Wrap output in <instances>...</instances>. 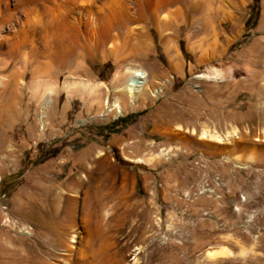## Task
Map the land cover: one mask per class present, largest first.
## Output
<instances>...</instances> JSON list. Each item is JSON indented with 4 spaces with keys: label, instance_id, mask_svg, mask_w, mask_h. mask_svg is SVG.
Returning a JSON list of instances; mask_svg holds the SVG:
<instances>
[{
    "label": "rangeland",
    "instance_id": "374dc122",
    "mask_svg": "<svg viewBox=\"0 0 264 264\" xmlns=\"http://www.w3.org/2000/svg\"><path fill=\"white\" fill-rule=\"evenodd\" d=\"M186 4L130 25L133 36L116 41L112 56L89 60L79 50L60 66L30 62L15 87L0 89V245L20 255L13 264L58 253L53 231L71 195L63 187L86 173L83 158L91 167L107 158L123 187L102 221L107 264H264V0ZM18 62L0 69L1 82ZM127 68L158 88L152 97L116 91ZM205 72L217 75L198 78ZM233 128L222 143L199 138ZM221 248L231 255L205 256Z\"/></svg>",
    "mask_w": 264,
    "mask_h": 264
},
{
    "label": "bare ground",
    "instance_id": "6f19581e",
    "mask_svg": "<svg viewBox=\"0 0 264 264\" xmlns=\"http://www.w3.org/2000/svg\"><path fill=\"white\" fill-rule=\"evenodd\" d=\"M186 3L187 0H0V30L13 25L17 26L14 33L6 39L0 37V69L4 70L7 65L19 61L18 69L1 76L5 80L4 82L0 81V89L3 91L10 85L12 88L15 87L17 78L20 73H25L30 62L35 63L38 68L43 65L45 67L60 66L71 60L79 50L89 60H93L99 55L100 57L112 56L117 53L116 41L122 38L124 44L129 42L130 36L133 34L130 25L147 18L156 21L159 13L176 4L184 7L187 5ZM188 7L187 5L186 8ZM218 9L220 12L223 11L220 7ZM181 11V8H176L178 15L181 14ZM17 13L22 14L23 18H15ZM160 24L164 29L171 26L164 20H160ZM106 45H111L112 50H105ZM127 73L129 76L124 85L116 91L126 95L128 100H142L147 93L152 97L153 93L158 90L146 83L145 75L141 70L127 68ZM216 75V72H205L198 78L214 79ZM39 82V80L35 81L37 87ZM67 85L70 86L73 83L67 82ZM81 85L88 86L85 83H81ZM113 105L117 110L119 109L118 105L115 103ZM236 133L235 128L223 135H218L215 132L210 133L203 129L199 138L222 143L230 137L237 136ZM7 152V154L11 153V149ZM4 154L1 152L0 158L4 157ZM157 156L165 160L168 158V153L160 152ZM84 159L78 161V164L80 170L86 171V173L71 175L63 187L71 195L66 198L61 210L62 217L57 222L56 230L53 231L56 246L60 249L57 250L58 253L51 254L47 258L48 261L44 260L43 262L36 259L37 257L34 258L36 260L33 264L109 263L106 254V238L103 237V227H107L108 223L102 221L109 214V200L115 196L119 198L123 187L114 184L117 169L110 164L107 158L98 159L95 167L88 166ZM224 159L231 160L227 157ZM127 160L136 164L148 163V160L143 158ZM236 164L241 165V163ZM81 188L82 196L78 200L76 196ZM50 194L48 193L46 196ZM89 213H93L95 216L92 228L89 223L91 221L88 220ZM77 217L80 221V228L85 233V239L78 240L79 242L75 240L77 226L74 222ZM90 229L97 235V244L90 237ZM207 253L205 256L208 258L224 255V253L231 255L229 250L224 252L222 248ZM28 254L30 255V253ZM17 256L20 255L8 250H1L0 245V264H13L18 259L15 258ZM22 260L28 261L24 257ZM112 264H117V261H112Z\"/></svg>",
    "mask_w": 264,
    "mask_h": 264
}]
</instances>
